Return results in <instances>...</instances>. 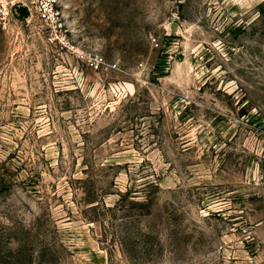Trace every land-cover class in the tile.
<instances>
[{
	"label": "rangeland",
	"instance_id": "374dc122",
	"mask_svg": "<svg viewBox=\"0 0 264 264\" xmlns=\"http://www.w3.org/2000/svg\"><path fill=\"white\" fill-rule=\"evenodd\" d=\"M10 1L0 264H264V0Z\"/></svg>",
	"mask_w": 264,
	"mask_h": 264
},
{
	"label": "built area",
	"instance_id": "2783aa9c",
	"mask_svg": "<svg viewBox=\"0 0 264 264\" xmlns=\"http://www.w3.org/2000/svg\"><path fill=\"white\" fill-rule=\"evenodd\" d=\"M30 2L39 17L44 21V25L49 31V40L82 58H86L84 51L70 37L67 24L58 7V0H30ZM13 15L14 11L11 1L0 0V23L6 26ZM91 65L95 69L100 70H110L117 67V64L108 63L101 55L92 57Z\"/></svg>",
	"mask_w": 264,
	"mask_h": 264
},
{
	"label": "water",
	"instance_id": "95a60500",
	"mask_svg": "<svg viewBox=\"0 0 264 264\" xmlns=\"http://www.w3.org/2000/svg\"><path fill=\"white\" fill-rule=\"evenodd\" d=\"M21 11H22L23 13L27 14V11H26L25 7H22V8H21Z\"/></svg>",
	"mask_w": 264,
	"mask_h": 264
}]
</instances>
